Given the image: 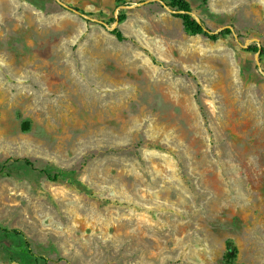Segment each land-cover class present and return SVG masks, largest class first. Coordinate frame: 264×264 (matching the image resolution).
<instances>
[{
  "label": "rangeland",
  "instance_id": "1",
  "mask_svg": "<svg viewBox=\"0 0 264 264\" xmlns=\"http://www.w3.org/2000/svg\"><path fill=\"white\" fill-rule=\"evenodd\" d=\"M184 1L0 0V264H264V0Z\"/></svg>",
  "mask_w": 264,
  "mask_h": 264
},
{
  "label": "trees",
  "instance_id": "2",
  "mask_svg": "<svg viewBox=\"0 0 264 264\" xmlns=\"http://www.w3.org/2000/svg\"><path fill=\"white\" fill-rule=\"evenodd\" d=\"M156 1H159V2H166L167 1L169 6L175 7L176 12L173 14V16L177 17L180 20L183 30L188 34H191V35L200 34V35H203L204 37H207L210 40H215V39H217V38H219V37H221L224 34L229 32V29H227V28H225L221 31H218V32H212L209 29H207L206 27H204V25L202 23L196 22L190 15V9H189L188 3L184 0H156ZM122 19H123L122 14H120L116 17L117 22L122 21ZM111 33L117 40L123 39V37H122L121 33L119 32V30L117 29V27H114L112 29ZM246 50L251 51L253 53H256L259 56L262 55V52H263L262 48L259 46H256V45H249L246 47ZM25 126H26V124H23V127H25ZM9 161L11 163H22L25 166H28L30 168L33 167V162L27 158L9 159ZM39 172L43 176H45L46 178H50V172H54L53 173L54 178H58L61 175V173L59 171H56L53 168L41 169ZM72 184L75 185L76 182L73 181ZM0 233L13 234V235L19 236L22 238L24 246L25 247L29 246V241L26 239V237L23 235V233L16 228L8 229V228L0 226ZM226 251L227 252L223 256V260L225 263H230V261L235 256V248L230 242L226 243ZM26 253L30 254V251H26Z\"/></svg>",
  "mask_w": 264,
  "mask_h": 264
},
{
  "label": "water",
  "instance_id": "3",
  "mask_svg": "<svg viewBox=\"0 0 264 264\" xmlns=\"http://www.w3.org/2000/svg\"><path fill=\"white\" fill-rule=\"evenodd\" d=\"M73 12H74L75 14H77V11L74 10ZM223 28H227V29H229L230 26L227 25V26H224Z\"/></svg>",
  "mask_w": 264,
  "mask_h": 264
}]
</instances>
